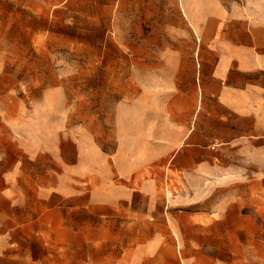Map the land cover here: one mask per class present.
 Returning a JSON list of instances; mask_svg holds the SVG:
<instances>
[{
	"label": "rangeland",
	"instance_id": "rangeland-1",
	"mask_svg": "<svg viewBox=\"0 0 264 264\" xmlns=\"http://www.w3.org/2000/svg\"><path fill=\"white\" fill-rule=\"evenodd\" d=\"M189 2L198 17L208 9L211 36L222 8L242 0ZM184 13V0H0V131H22L28 147L56 116L66 129L114 131L125 105L137 112L138 86H162L170 56L187 48L195 67L198 47L199 61ZM99 141L116 152L107 130ZM64 152L71 161L68 142ZM210 153L203 172L175 170L164 156L142 173L138 210L101 215L61 209L34 179L6 169L0 264H264V138Z\"/></svg>",
	"mask_w": 264,
	"mask_h": 264
},
{
	"label": "crops",
	"instance_id": "crops-1",
	"mask_svg": "<svg viewBox=\"0 0 264 264\" xmlns=\"http://www.w3.org/2000/svg\"><path fill=\"white\" fill-rule=\"evenodd\" d=\"M184 10L201 43L195 67L187 48L170 56L168 68L159 73L162 86H138L137 112L125 105L114 131L99 122L66 129L65 120L56 116L39 127L31 147L22 131H0V179L3 171L15 169L17 179H34L67 211L101 215L138 210L133 202L143 193L142 173L160 168L164 156L173 160L175 170L203 172L210 150L219 143L240 147L264 138V0L222 8L211 36L208 9L202 7L198 17L193 3L184 0ZM183 60L188 64L183 72L172 69ZM106 130L117 141L113 155L104 153L99 141ZM66 142L72 145L71 161L65 159Z\"/></svg>",
	"mask_w": 264,
	"mask_h": 264
}]
</instances>
